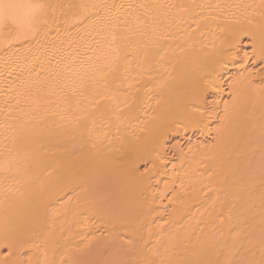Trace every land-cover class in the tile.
Returning <instances> with one entry per match:
<instances>
[{
    "label": "bare ground",
    "instance_id": "bare-ground-1",
    "mask_svg": "<svg viewBox=\"0 0 264 264\" xmlns=\"http://www.w3.org/2000/svg\"><path fill=\"white\" fill-rule=\"evenodd\" d=\"M24 2L0 264H264V0Z\"/></svg>",
    "mask_w": 264,
    "mask_h": 264
},
{
    "label": "snow or ice",
    "instance_id": "snow-or-ice-1",
    "mask_svg": "<svg viewBox=\"0 0 264 264\" xmlns=\"http://www.w3.org/2000/svg\"><path fill=\"white\" fill-rule=\"evenodd\" d=\"M43 4L26 3L24 0H0V28L23 30L31 27Z\"/></svg>",
    "mask_w": 264,
    "mask_h": 264
}]
</instances>
